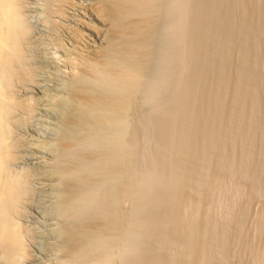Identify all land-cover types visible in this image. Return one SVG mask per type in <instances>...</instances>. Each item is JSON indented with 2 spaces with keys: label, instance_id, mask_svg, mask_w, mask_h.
<instances>
[{
  "label": "bare ground",
  "instance_id": "6f19581e",
  "mask_svg": "<svg viewBox=\"0 0 264 264\" xmlns=\"http://www.w3.org/2000/svg\"><path fill=\"white\" fill-rule=\"evenodd\" d=\"M89 1V4H84L85 8L81 7L84 8V16H78L80 25L85 29L82 32L77 27L73 31L71 29L75 34L71 36L80 39L84 37V30L88 31L85 33L87 36H98L105 30L109 32L107 36H111L109 39L106 36L107 42L101 41L106 42L101 47L92 45L95 43L91 41L90 50L82 49L87 50L88 54L81 51L78 59L76 54L75 60L70 59L74 63L73 75L65 79L60 88L57 86L59 89L55 93L50 94L45 90L43 96H35L48 100L43 106L46 117L40 118L44 114L40 115L39 127L36 125L39 134L32 137V142L28 140L37 152V156L33 154V157L40 160H37L41 166L38 172L32 168V163L26 164L24 159L25 164L18 165V160L23 157L22 152L20 155V138L23 139L24 135L19 138L16 133L23 118L19 112L29 116L37 112L35 104L39 99L34 103L35 93L28 96L25 93L26 97L21 98L17 93L20 87L17 84L23 85L21 83L25 81L35 83L36 66H32L31 54L34 53L30 48L36 49L37 44L34 45L38 42L31 45L35 39H32L34 33L32 36L27 14L28 0H0V264L31 263V260L30 263L27 261L33 256L29 247L32 244L31 236L36 233L30 230L31 224L29 227L21 220V216L33 180L38 176L43 185L37 210L45 221L51 219L57 226L51 223L56 228L52 230V240L44 239L43 242L51 250L49 252H53L58 262L52 253L49 255L57 264H204L205 255L209 253L206 248L210 249L209 239L217 236L221 230L210 213H204L206 215L198 220V211L192 209L193 212L187 214L186 205L194 201L192 198L201 195L204 183L211 192L222 194L225 192V182L215 170L209 176L204 173V164L207 166L211 157L201 156L197 150L200 146L204 153L208 149L212 152L215 149L219 155L224 152L226 141L231 142L232 147L236 142L241 145L246 142L244 149L240 148V162L246 164L250 152L245 150V145L248 139L252 141L250 127H254L253 117L249 119L242 115L243 107L239 109L241 113L237 119L229 110V114L224 112L225 102L222 103L221 94L218 93L222 84L227 83L228 69L234 65L228 56L234 44H231L232 38L230 40L229 37L234 23L230 9L224 6V10L219 11L221 3H215L216 0ZM241 1L247 8L249 1ZM226 2L229 0L223 1L229 5ZM73 3L75 5L76 0H45L43 6L49 10V14L57 15L62 11L64 14L65 6ZM251 3L248 6H253V13L260 11L257 3ZM42 4L38 3L41 9ZM214 7H218L219 13L226 10V15H221L227 21L223 24L224 38H216L210 32L211 37L204 35L206 31H212L217 21L219 26L223 21L221 16L216 17ZM45 14L46 11L44 17ZM247 22L249 24L251 21ZM63 45L59 43V47L56 46L58 50L69 49L64 50ZM245 53L244 57L248 52ZM215 54L219 55L217 63L215 58L212 59V56H217ZM67 62H70L69 59ZM39 66L37 70L41 72ZM237 68L241 69L238 66L234 69ZM45 71L42 69L43 73ZM237 72L238 79L236 76L235 79L241 80L239 83H243V88H236L233 96L249 103L248 89L253 88L251 98H254L257 89L255 82L259 75L253 70ZM211 73L217 75L209 84L207 79L208 76L213 78ZM212 99H215L217 109H211ZM250 104L247 105L254 112L255 108ZM134 113L141 114L138 120L133 117ZM247 117L253 124L245 122L246 126H243L246 128L243 127L238 135L241 128L238 119ZM151 124L161 133L154 139L157 149L150 160L151 165L144 167L140 164L143 158L140 150L150 137L148 130ZM246 131L249 138L245 135ZM235 132L240 141H237L238 136L235 138ZM216 160L221 163L219 166L217 163L216 167L224 164L233 169V173L237 172V164L233 160L228 161V157L225 162H222L220 155ZM40 219L39 223L43 220ZM46 222L45 226L48 224ZM48 230H51L50 226ZM50 232L47 233L48 237ZM41 233L44 232H40L44 237L46 232L44 235ZM43 248L39 246L38 249ZM42 251L46 253L45 248ZM30 253L32 256H29ZM48 261L49 264L51 260Z\"/></svg>",
  "mask_w": 264,
  "mask_h": 264
},
{
  "label": "rangeland",
  "instance_id": "374dc122",
  "mask_svg": "<svg viewBox=\"0 0 264 264\" xmlns=\"http://www.w3.org/2000/svg\"><path fill=\"white\" fill-rule=\"evenodd\" d=\"M218 1L219 0H216L215 3H217V4L221 3L220 4V9L218 7H216V9H215V7H214L213 8L214 9L213 12H215L216 17H217V15L218 16L226 15V10H225V12L222 11V13H219V11L222 10V9L224 10V6H228V9H230V11H229V13L231 14L230 16H232V19H233V22H234L233 26H231V33H230L229 37H230V40L232 38V40L230 41L231 44H233V42L235 44V45L233 44L235 47L232 45L231 48H230L231 49L230 50L231 53H228L229 54L228 56L230 58H232L231 62L233 61L232 63H234V65L232 64L234 67L231 65L232 67H230L228 69V75H227V77L229 76L228 80H227L228 84L226 83V85H225L223 83L222 85L225 86V87L222 86V88L219 89L220 91L218 92V93L221 94L222 103L225 102V104H226L225 105L223 103L224 104L223 106L226 108V110H225V108L223 109L222 106L221 107H222L223 110H225L224 112H226L227 114H229V112H231L232 115L234 114L233 116L236 115L237 117L235 116L234 119L235 118L237 119L239 117V114L241 113L239 109L242 108V107L244 108V110L241 109L243 111L242 115H245V117L246 116L250 117L249 119H251L253 117L252 118L253 119L252 122L254 124L253 123L252 124L254 125V127L253 126H252V128L250 127V130H251L250 132L251 133L248 131L249 129H247V131L250 133L251 137L248 135L247 131H246L247 133H245L247 138H249V137L252 138V141L250 139H248L249 142L245 145V150H247V151L249 150V152H250V154L248 156L249 160L248 161L246 160L247 161L246 164L243 163V162H240L241 161L240 158H241V154H242V152H241L242 150L241 149L244 147V144L246 142H243V144L241 145V144H239V143H237L235 141L236 143L234 142L235 145H233V147H232L231 146L232 143L231 142L227 143V141H226L227 145L225 146V148L223 150L224 152H220V154H219L221 159L223 160L222 162H225V159L227 160V157H228V161H230V160L232 161L233 160L232 162L234 164L235 163L237 164V165L235 164L236 165L235 168L237 170L235 168L234 169L237 172H239V173H237V172L233 173V169L229 168L228 166H225L224 164L222 166L220 165V167H216L217 165L219 166V164H221V163H218L219 160H216L219 157V155L217 154V151H215V149H214L215 152L214 151L212 152V150H210L211 151L210 152L209 149H208L204 153L205 150L204 151L201 150V148H202L200 146L201 143H199V146H200L199 149L200 150L197 148L198 149L197 153L199 155H201V156H203V155L207 156L208 155L207 156L208 159H209V156H210L211 157L210 159L212 161L211 162L210 159H209V161H207V164H208V162H209V164L207 166H206V164H204L205 165L204 166L205 169H203V171H206L204 173L209 176V175H212L214 173L213 170L217 171L219 173V176L221 175L222 179L224 180L226 188L224 187L225 190H223V191H225V192H223L222 194H219V193L216 194L215 191L211 192V189H209L208 186H205V183H204L203 187H205V188H202L203 190H202L201 195L200 196H195L196 199L192 198V200H194V201L193 202L192 201L188 202V204L186 205L187 206V210H188L187 214L190 213V212H193V210H197L198 211V213H197L198 215L196 217H197L198 220H201L203 218V216L206 215V214H208V215L211 214V217L214 218L215 221H216V224L218 226L219 231L220 230L222 231V232L221 231L218 232L217 236L214 235L213 237L216 236L215 238L210 237V239H209L210 249L206 248L207 249L206 251L207 252L209 251V253L207 255H205V259L206 260L204 259V261L206 263L203 262L204 264H264V0H251V1L248 0L249 3H251L253 1L254 3H257V5L259 6L258 8L257 7L256 8L258 10H260L261 12L258 11L256 13H253L255 11L252 8L253 6L249 5V6H251L250 8H252V10H250V8L248 6L249 3L247 4V8H246V7L243 6V3H242L241 0H231V1L229 0V2H226V3H229V5L228 4L226 5V4L223 3V1H225V0H221L220 2H218ZM226 1H228V0H226ZM44 2H45V0H28L29 4L27 3L28 6L26 7L27 8V14L29 15L28 19L30 17L29 22H30V24L32 26L31 28L33 30L32 36H33V33H34V37L32 39L36 40V41L32 40V44L31 45H34L33 43L38 42L39 46H38V43H35L34 47L37 44L36 49L35 48H30V50L33 49V50H31V52L34 53L33 55L31 54V58L33 57L31 59V63L34 62L32 64V66L33 65L36 66L35 67V70H36L35 76H36V78L34 76V79L36 81H35V83L33 81H30V82L29 81L28 82L25 81V82L21 83L23 85H20V83L17 84V87L20 86V87L17 88V90L20 91V92L17 91V93H20L19 96L21 98L22 97H26V94L28 96L31 93L32 94L35 93V94H33L34 98L37 95L38 96H41V95L43 96V91H45V90H47L46 91L47 93L50 92V94L55 93L57 91V89H59L61 87V84L65 82V79L68 80L69 77L71 78L72 75H73L72 72H74V71H72V68L74 70V63L71 60H75V56L76 57L77 56L80 57V55H81V53L83 51L85 53H87V50L88 49L90 50V46H92V45H94V46H100L101 44H102L101 46L105 45L106 42L108 41V39L111 36V35L107 36V33H109V32L108 31L106 32V30L104 32L103 31L101 32V33H103V35L101 33H99L98 36H93V35H88L87 36L85 33L88 32V31L84 30L85 31V33L83 35L84 37H81L80 39H77V38L75 39V36L72 37L73 35H75L72 32L73 30L78 28L82 32V29H85L84 27H82L80 25V20L79 19L84 16L83 15V12H84L83 10L86 7V5L89 4V2H90L89 0H84V2H83V0H76V3L78 2L80 4H76V3H75V5H74V3H73V5L69 4V6H65L66 8L64 7L65 8L64 9V11H65L64 14H63V11H62V14L60 12L57 15H53L55 13H52V12H51L52 14H49L48 13L49 10L48 9L45 10V7L43 6ZM38 3H39V5H41L43 3L42 4V9L44 7V9H43L44 13L46 11L45 17H44V13H42L43 10L38 5ZM30 4H32V6ZM84 4H86V5H84ZM70 6H72V7H70ZM29 7H30L31 10L28 11ZM81 7H84V8H81ZM254 7H255V5H254ZM217 8H218L219 11L217 10ZM247 9H248V11H247ZM69 11H70V13H69ZM217 11H218V13H216ZM40 13H42V14H40ZM78 16L80 18H78ZM47 17H48V19H47ZM58 17L60 19H58ZM221 17H222L223 21L226 20V18L224 20L223 16H221ZM221 17L219 18L220 19L219 21H221ZM57 19H58V21H57ZM59 20H61V21H59ZM223 21H221L222 23L220 24V26H219V22L217 21L218 24L217 23H216L217 25L215 24L216 28H214L215 26H213L211 28L212 31L208 30V31H206V33L204 35L207 34V35H209V36L206 35L207 37H211V35L213 34V36H215L216 38L218 37L219 39L222 36V34H223V36H226V34L223 33V28H224L223 24L227 23V21H225V22H223ZM247 21H249V22L251 21L249 24H251L252 26H250L249 29H248L249 24H246V23H248ZM56 22H57L58 25H56ZM79 25L81 26V28H79ZM71 26H73V27H71ZM221 26H223V27H221ZM242 27H243V29H242ZM66 28H68L69 30L66 29ZM71 29H72V31H71ZM213 29L214 30L217 29V30L214 31ZM233 30H234V32H233ZM68 32H70V33H68ZM208 32H210L212 34H210V33L208 34ZM249 32H251V33H249ZM253 32L255 33V35H254ZM225 33H226V31H225ZM71 34H72V36H71ZM89 34H91V33L89 32ZM90 36H92V37H90ZM106 36H107L108 39H105ZM206 36L204 37L202 35V37H204V38H206ZM223 36L221 38H224ZM227 36H228V33H227ZM93 37L97 41L98 45H97V43H96V41L94 40ZM102 37L104 38V40H103ZM70 38H72V39H70ZM216 38H215V40H216ZM60 39L63 40L65 43L63 41H61ZM212 39H214V38H212ZM222 40L227 41L228 37H227V40H225V39H222ZM234 40H236V41H234ZM240 40H242V41H240ZM91 41H92V43H95L96 45L95 44L91 45ZM101 41H106V42H101ZM71 42H73L74 44L78 43L80 45H78V46L76 45L75 46ZM56 43H58V44H56ZM59 43L64 44L63 45V46H65L64 50L69 48L68 49L69 51L65 50L66 51L65 52V51L61 50L62 48H60V50H58ZM44 44H46V45H44ZM89 44H90V46H89ZM246 44L249 45L248 46L249 48L248 47L246 48V46H247ZM56 45H58V47ZM74 47L76 49H74ZM82 49H87V50H82ZM239 49H240V51H239ZM70 50H72V52ZM232 50H234V51H232ZM77 51H79V52L77 53ZM241 51H243V53H240ZM246 51L248 52V54L244 57V53ZM64 52L67 53V54H65ZM68 52H70V53H68ZM79 53H80V55H79ZM85 53H83V54H85ZM69 54H71V55L73 54L72 56H74L75 54L76 55L73 57L74 58L73 59L71 57V55H69ZM217 54H219V53H217ZM217 54H215V55H217ZM240 54H242L243 58H241ZM34 55L37 56L36 59H35ZM61 55H62V57H61ZM90 55H91V53H90ZM68 56L70 58H67ZM218 56L219 55H217L215 57L212 56L213 57L212 59L215 58L214 60H216L215 63L218 62L217 61V59L219 58ZM78 57H77V59H78ZM244 58H245V60L241 61ZM68 59H69L70 62H67ZM32 60H34V61H32ZM36 63H37L38 66L40 64L42 65V67H41V65L38 67V69H40L41 72H39L37 70V65H35ZM71 63H72V65H71ZM236 66L240 67L245 72L249 71V70H253L254 72H257L258 75H259V78L255 82L257 89L255 90L256 94H254V98H251V97H253L252 93L254 91L253 88H251V87H249L250 90L248 89V96H247V99L248 98L251 99V100L248 99L249 103L252 104L253 109L255 108L254 112L251 110L252 107H249V105H247L249 103L244 102L241 97H238L236 95L233 96L237 92L236 88H238L240 86H241L240 88H243V83H239V81L241 82V80H239V81L236 80V79H238V76H236L237 73H238L237 71L239 70L242 73L243 70L238 69V68H237V70L234 69V68H236ZM42 69H43V71H45L44 69H46L45 73L42 72ZM47 70H49V72ZM68 72H69V74H68ZM63 73H65V74H63ZM215 73H216V71H215ZM211 74H209V75H211ZM37 75H39V76H37ZM215 75H217V74H215ZM215 75H214V73L211 75L213 78L208 76L207 80L209 81V84L211 83L210 80H212V79L214 80V76ZM235 76L237 77L236 79H235ZM50 78H52V79H50ZM50 81L53 82V85H52V82H50ZM32 82L34 84H32ZM30 83H31V85H30ZM251 83H253V82H251ZM36 84L39 85V88H38V86ZM40 84H43V85L45 84V85L44 86L43 85L40 86ZM21 86H23V87H21ZM25 86L28 89L27 88L25 89ZM47 86H50L51 88L48 89L49 87L47 88ZM53 86H55L56 88H54ZM197 90H199V89L197 88ZM222 91H223V93H221ZM34 98H33V101H35L34 103L39 101L38 104L37 103L35 104L36 107H37L36 108L37 112L34 111V114L32 113L33 115L32 114H31L32 116L30 115L31 117L29 115L23 113V112L22 113L19 112L21 117L23 116V118L20 121V124L18 125L20 127L17 126L19 131L16 128V130H17L16 133L19 136L17 134L16 135L19 138H20V135L21 136L24 135L25 140H24V137H23V139L20 138V143H21L20 144V146H21L20 155L23 153L22 154L23 157L20 156L22 158L20 159V161L18 160V165L19 164L23 165V164H25V162L27 164V163L30 162L29 164L32 163L31 165L33 167L31 165L30 166L39 172V168L41 166H40L38 161H40V160L37 157L36 158L33 157L34 155L37 156V154H36L37 152L34 151L35 149L33 148L34 146H33V144L31 142L33 141L34 135L36 134V136H38V134H39V130H38L39 119L43 118V117L44 118L46 117L43 108L45 107L44 105L47 104L45 102H48V100H46L45 97H43L45 99V101H43L44 99L42 97H37V98H35L36 100ZM37 99H39V100L37 101ZM41 99H43L42 100L43 102L41 101L42 103L40 102ZM212 101H211L212 102L211 103V109H213V108L217 109V108H215V107H217V106H215L216 105L215 104L216 102H214L215 99H212ZM253 101H255V102H253ZM254 103H255V105H254ZM212 104H213V107H212ZM251 104H250V106H251ZM38 106H40V107L38 108ZM208 106L210 107L209 104H208ZM40 109H41V111H40ZM228 110H229V112H228ZM232 110H235V111H232ZM38 111H40L42 114L38 113ZM210 111L213 112L212 110H210ZM226 113H225V115H226ZM24 115H26V116L24 117ZM40 115H43V116L40 117ZM27 116H29V117H27ZM139 116H141V114L137 115V113L136 114L134 113V115H133V117L135 119L137 118V120L139 119ZM26 117H27V119H26ZM248 117L244 118V119H238L239 122L242 124L241 125L239 123L240 124L239 127H241V128L238 130V135L241 134L240 130L243 129L244 126H246L245 122L248 121ZM258 122H259V124H258ZM247 123H250V122L248 121ZM243 124H245V125L243 126ZM247 125H249V124H247ZM258 125H260V126H258ZM152 126H153V128H152ZM244 128H246V127H244ZM158 130L159 129H157V127L155 128L154 125H152V124L149 125L148 132H149V136L150 137L147 138V140L145 141L144 145H142L141 150H140L141 156L143 157L141 159L142 162L140 164H142V166H144V167L145 166L147 167V165L148 166L151 165L150 160H152L154 158V155L156 153V149H157L156 148L157 147L156 146V142H155V140L157 138L156 135L161 133L160 130L159 131ZM253 131H254V134H253ZM236 132L234 133L235 138H236V136H238ZM256 133H258V134H256ZM246 137H245V139H247ZM21 139L23 140L24 145H22ZM239 139H240V137L237 139V141H240ZM28 140H30L31 142H29ZM30 143H31L32 146L30 145ZM251 143H253V144H251ZM26 144H28V145H26ZM24 146L25 147L29 146L31 149L29 147L27 149V147L25 148ZM234 146H235V148H234ZM32 151H34V152H32ZM25 153H27V154L25 155ZM30 154H32L30 156L31 158H28L29 157L28 155H30ZM213 154H214V156H213ZM22 160L25 161V162H23ZM33 161H35V162L33 163ZM226 164H227V162H226ZM34 166L37 167V169ZM211 172H213V173H211ZM36 178L33 180L31 191H30L31 193L29 195L28 200L24 203V208L25 209H23V214L21 216V218H22L21 220L24 221V223L25 222L28 223L29 227L32 225L31 226L32 228L30 229L31 231L33 230L36 234H37V232H39L38 233L39 235L38 234L36 235V234L32 233V234H34V236H31L32 237V239H31L32 244H31V247H29V249H30L29 252L33 253V256L30 253L29 256H32V258L30 259V257H29L27 261H28V263L31 262L30 264H37V263L38 264H40V263L41 264H48L46 262V260L48 261L51 258L50 259L51 261L49 260L50 261L49 264H55L58 261H57L56 257H54L53 252H49L51 250L50 249L48 250V248H46L47 246L45 245V242H43V240L44 239H45L44 241H46V240L47 241L48 240L51 241L52 240L51 239L53 237L52 230L56 229L55 228L56 224L51 222V219L48 220V221L46 220L48 222V224H49V225L48 224L46 225V226H48L47 228L49 229V226H50V229H51V230H48L46 228V226L44 225V223L46 221H45L43 215H41L42 213L37 210L39 208V206L37 204H38V200H39V197H40V193L42 191V187L41 186L43 184L41 183L42 180L39 179L40 176H38V179H36ZM39 181H40V184H39ZM38 186H40V189H39ZM234 191H235V193H234ZM191 194H193V192H191ZM210 201H212V202H210ZM234 202H236V203H234ZM190 203H192V204H190ZM190 205H192V206H190ZM127 206H128V203H127ZM208 208H210V209H208ZM205 209L207 211H205ZM204 213H206V214H204ZM40 217H41V219H40ZM39 219L40 220L43 219L44 221L42 220L43 222L40 221V223H39ZM49 221H50V223H49ZM41 222H42V224H41ZM51 223H53L55 226H53V224H51ZM34 225H36V226H34ZM38 226H39V228L37 229ZM219 226H220V228H219ZM39 229H40V231H38ZM41 229H43V230H41ZM41 231H43L44 233L46 232L45 236H44L46 238H44V237H42V235H40ZM49 231H51L50 232V234H51L50 236L51 237L49 236L50 238L48 237L49 234H47V233H49ZM44 233H41V234L44 235ZM218 235H220V236H218ZM220 237L222 239H224V240H227V241H224V240L222 241V239ZM40 238H42V240H41L42 242L41 241L38 242V240ZM36 239H38V240L36 241ZM33 241H36V243L33 242ZM221 241L224 242V244H222ZM40 243H41V245H39ZM219 243H220V245H219ZM39 246H40V248L44 246V248L46 249V253H43L44 251H42L44 248L39 250L38 249ZM219 246H221V247H219ZM223 246H224V248H223ZM219 248H220V250H219ZM31 249H35L36 251L35 250H31ZM206 251H205V254H206ZM37 254H38V256H37ZM49 254H51L54 257V259H56V262L54 260H52L53 258ZM36 256L38 258H39V256H41V257L38 259ZM33 257H35V258H33ZM189 258H192V256H190ZM33 259H35V260H33ZM29 260H31V261L29 262ZM42 260L43 261L45 260V262L42 263ZM36 261H38V262L36 263Z\"/></svg>",
  "mask_w": 264,
  "mask_h": 264
}]
</instances>
